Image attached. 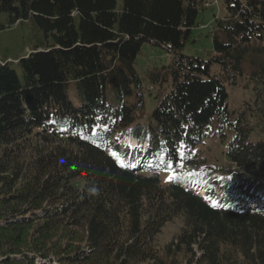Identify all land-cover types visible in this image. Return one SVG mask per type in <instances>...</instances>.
Segmentation results:
<instances>
[{"label":"trees","instance_id":"trees-1","mask_svg":"<svg viewBox=\"0 0 264 264\" xmlns=\"http://www.w3.org/2000/svg\"><path fill=\"white\" fill-rule=\"evenodd\" d=\"M207 1L0 0V42L22 23L44 38L0 59V264H264V0H222L205 59L184 52ZM145 43L171 56L150 74L148 120ZM229 86L256 94L230 109ZM229 133L227 160L246 172L207 164L200 180L229 170L234 196L259 205L184 187L211 134ZM128 135L146 142L137 166L108 152Z\"/></svg>","mask_w":264,"mask_h":264},{"label":"rangeland","instance_id":"rangeland-1","mask_svg":"<svg viewBox=\"0 0 264 264\" xmlns=\"http://www.w3.org/2000/svg\"><path fill=\"white\" fill-rule=\"evenodd\" d=\"M207 2L209 3V8L204 10L199 16L198 23L200 24L193 30L192 41L187 44L184 52L187 55L199 56L205 59H209L214 51L213 28L215 20L216 18H223L226 12L222 0H208ZM204 6H207V4L205 3ZM40 39H44L43 35H41V33L34 27L28 25V23L16 24L2 33L0 42V59H9V61H11L17 58H22L30 53L34 46L40 42ZM170 63L171 56L161 47L153 46L150 43H145L143 45L142 50L137 57L135 67L143 80L146 90V120L152 116L158 101L153 98V96L157 94L158 84H153L150 74L160 72L164 66L169 65ZM153 87L156 89H153ZM228 92L230 109H240L245 101H252L254 94H256V90L253 88L250 90H243L241 88L230 86L228 87ZM150 93H152L153 96ZM232 138L233 136L231 133L227 134V137L225 138L211 134V137L206 141L202 152V155L206 158V164L201 168L195 169L194 172H192V176L188 175L187 179H189V181L185 182L184 186L193 191L195 190L203 196L205 195L204 197L206 198H208L207 194L209 192L214 193L215 197L208 200L211 203L224 200L225 202L234 201V206L259 205L262 203V200L259 198L252 200L234 196L233 191L230 189V186L234 183V178L229 170L217 173L215 176H212L208 182L200 180V176L202 175L201 172L204 173L209 170L207 164L219 165L236 173L246 172L233 166L230 161L227 160L225 151ZM129 141L124 140V142H122L116 138L114 139L113 146H118L120 148V154H113L111 149L108 150V152L113 155V158L116 159L117 162H121L124 166L129 160H134L139 155L138 149H129L127 145L129 144ZM161 175L164 185H170L174 181L175 176L170 171L164 172ZM252 182L253 179H250V183ZM254 185H257V181L254 182ZM182 227L183 222L178 219L173 223L168 224L158 237L159 245L163 246L166 243L173 241L180 233Z\"/></svg>","mask_w":264,"mask_h":264},{"label":"bare ground","instance_id":"bare-ground-1","mask_svg":"<svg viewBox=\"0 0 264 264\" xmlns=\"http://www.w3.org/2000/svg\"><path fill=\"white\" fill-rule=\"evenodd\" d=\"M144 149V148H143Z\"/></svg>","mask_w":264,"mask_h":264}]
</instances>
